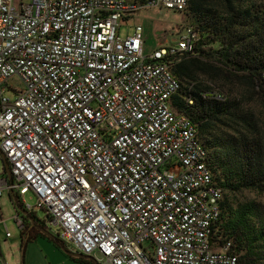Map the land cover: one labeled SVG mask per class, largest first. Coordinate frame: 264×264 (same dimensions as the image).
Masks as SVG:
<instances>
[{"label":"built area","instance_id":"2783aa9c","mask_svg":"<svg viewBox=\"0 0 264 264\" xmlns=\"http://www.w3.org/2000/svg\"><path fill=\"white\" fill-rule=\"evenodd\" d=\"M188 3L0 0V151L11 173L0 174V199L19 196L21 230L41 209L94 264H241L232 240H213L224 191L198 123L173 104V65L199 54L200 30L151 51L142 25L120 33L140 10ZM14 77L23 87L9 85L11 100Z\"/></svg>","mask_w":264,"mask_h":264},{"label":"trees","instance_id":"16d2710c","mask_svg":"<svg viewBox=\"0 0 264 264\" xmlns=\"http://www.w3.org/2000/svg\"><path fill=\"white\" fill-rule=\"evenodd\" d=\"M185 13L201 39L199 54L176 58L182 88L173 104L198 123L208 166L224 191L213 240H232L241 264H264V203L244 195H264V0H189ZM11 199L22 209L19 196ZM30 238L29 232L22 242L23 264Z\"/></svg>","mask_w":264,"mask_h":264},{"label":"rangeland","instance_id":"374dc122","mask_svg":"<svg viewBox=\"0 0 264 264\" xmlns=\"http://www.w3.org/2000/svg\"><path fill=\"white\" fill-rule=\"evenodd\" d=\"M139 24L145 29V36L147 38L145 46L146 51L154 49L159 42L166 43L173 41L176 38V34H178L183 28L188 25H195L193 19L185 12L176 13L172 10L158 8L143 9L132 16H128L121 20V35L126 36L127 34L132 33L134 28ZM10 84L16 88L23 87V83L18 77H14L4 85V88L6 89L4 95L11 100H14L16 99L17 94L9 87ZM251 107L255 109L258 116L261 115V109L257 104L254 103ZM4 168V161L0 154V174L3 173ZM244 195L248 198L256 199L264 203V195L262 194L254 191H246ZM24 200L25 205L35 206L37 204V195L33 191H27L24 195ZM0 207L2 211L0 218V246L4 260L3 264H21V237L23 233L16 220V206L8 192H4L0 199ZM20 212L21 214L23 213L21 209ZM32 213L37 224L45 228L52 235L48 236L42 232L44 235L40 234L41 240H50L52 241L51 244H54L56 241L53 237H55L63 243L59 237L58 227L48 220L44 210L34 209ZM28 225H31V222ZM7 232L11 233L10 237L6 236ZM57 245L61 246L59 243ZM66 245L70 250L75 251V248L71 244L66 243ZM216 245H218L217 241Z\"/></svg>","mask_w":264,"mask_h":264},{"label":"crops","instance_id":"0c3cea01","mask_svg":"<svg viewBox=\"0 0 264 264\" xmlns=\"http://www.w3.org/2000/svg\"><path fill=\"white\" fill-rule=\"evenodd\" d=\"M31 218L27 217L25 234L21 237V248L22 242L28 233H31V238L28 240L25 247V257L24 264H94L91 258L76 257L72 253H78L76 250H70L66 243L63 242L65 246H58V243L51 244L50 240H41L39 225L32 221ZM41 227V226H40ZM78 258H82L80 260ZM21 264H23L21 262Z\"/></svg>","mask_w":264,"mask_h":264},{"label":"water","instance_id":"95a60500","mask_svg":"<svg viewBox=\"0 0 264 264\" xmlns=\"http://www.w3.org/2000/svg\"><path fill=\"white\" fill-rule=\"evenodd\" d=\"M0 154H1V156H2V158H3V161H4V167H5V169H6L7 173H8V175L11 177L10 167H9V163H8V161H7V159H6V156L4 155V153H1V151H0ZM38 228H39L40 231L43 232L44 234H46V235H48V236H52L51 233L48 232L45 228H43V227H38ZM72 255H74V256H76V257L90 258L89 256H86V255H84V254H82V253H79V252H78V253H72Z\"/></svg>","mask_w":264,"mask_h":264}]
</instances>
